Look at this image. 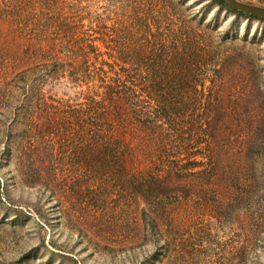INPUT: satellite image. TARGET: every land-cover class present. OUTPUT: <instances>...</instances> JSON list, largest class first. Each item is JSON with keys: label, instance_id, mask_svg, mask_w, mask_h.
<instances>
[{"label": "rangeland", "instance_id": "obj_1", "mask_svg": "<svg viewBox=\"0 0 264 264\" xmlns=\"http://www.w3.org/2000/svg\"><path fill=\"white\" fill-rule=\"evenodd\" d=\"M240 1L264 6V0ZM228 8L214 0H0V38L10 34L12 45L14 34L53 30L62 16L107 25L121 33L131 62L137 52L144 77L153 74L172 95L190 92L218 103L213 126L204 125L201 135L195 128L188 149L173 156L186 171L166 176L149 205H126L122 186L92 189L101 175L89 172V160L67 156L59 182L43 169V185L30 188L15 179L14 159L6 158L0 164V264H264V20ZM182 34L192 39L176 60L168 55ZM200 47L214 53L203 60L197 89L189 81L186 91L176 85L168 91L167 82L184 78L176 65L192 64L186 54ZM35 75L47 97L75 98L87 88L74 83L71 70L56 79ZM139 135L153 138L150 147L144 142L148 157L157 135L145 128ZM146 154L139 172L150 167Z\"/></svg>", "mask_w": 264, "mask_h": 264}, {"label": "trees", "instance_id": "obj_2", "mask_svg": "<svg viewBox=\"0 0 264 264\" xmlns=\"http://www.w3.org/2000/svg\"><path fill=\"white\" fill-rule=\"evenodd\" d=\"M120 35L107 25L86 26L82 19L62 16L53 30L14 34L17 45H12L10 34L1 36L0 41L8 44L0 45V129H4L0 133L5 139L0 164L8 157L14 159L15 179L22 185L42 186L40 172L49 168L59 182L61 160L73 155L80 162L89 160V172L101 175L92 189L109 191L122 186L126 205L140 201L149 205L153 192L159 194L166 187V176L186 171L176 167L173 156L188 149L187 139L198 135L196 129L201 135L204 125L213 126L218 103L190 92L172 95L153 74L144 77L137 52L131 62ZM185 35L174 37L175 48L168 56L180 58V46L185 48L192 39ZM211 53L209 47L191 48L186 55L191 54L193 63L176 65L184 78L167 82L168 91L172 85L186 91L189 81V85L195 83L190 89L196 90L198 77L205 71L203 60ZM70 70L74 83L87 87L75 98L47 97L42 83L32 78L39 71L56 79L60 72ZM143 128L157 135V159L154 153L147 157L144 142L150 147L153 138L139 135ZM71 146L75 150L68 155ZM145 154L150 167L139 172ZM5 188L9 189L8 181ZM142 211L147 217L148 212Z\"/></svg>", "mask_w": 264, "mask_h": 264}, {"label": "water", "instance_id": "obj_3", "mask_svg": "<svg viewBox=\"0 0 264 264\" xmlns=\"http://www.w3.org/2000/svg\"><path fill=\"white\" fill-rule=\"evenodd\" d=\"M235 12L264 20V6L253 5L240 0H220Z\"/></svg>", "mask_w": 264, "mask_h": 264}]
</instances>
